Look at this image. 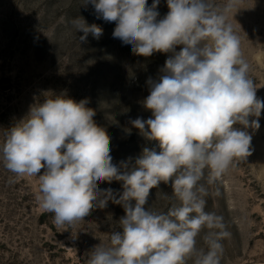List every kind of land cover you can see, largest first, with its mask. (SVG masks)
Segmentation results:
<instances>
[{
    "label": "clouds",
    "instance_id": "obj_1",
    "mask_svg": "<svg viewBox=\"0 0 264 264\" xmlns=\"http://www.w3.org/2000/svg\"><path fill=\"white\" fill-rule=\"evenodd\" d=\"M86 3L98 18L116 23L113 37L133 54L171 53L163 75L148 82L143 106L151 117L130 121L145 139L158 142L159 151L145 147L134 164L129 158L117 166L110 136L93 120L89 101L60 94L31 105L7 130L0 160L15 175L38 179L36 199L56 225L75 224L109 200L123 207L122 231L110 234L108 246H94L85 264H222L231 233L223 215L206 211L208 198L219 195L222 177L252 154L247 129H259L264 109L228 22L242 0H167L161 19L160 0L151 6L148 0ZM70 24L83 33L80 42L90 33L96 40L103 35L82 16ZM113 180L122 182L119 198L99 187ZM161 182H171L172 194L161 192L167 210L145 209L150 190Z\"/></svg>",
    "mask_w": 264,
    "mask_h": 264
},
{
    "label": "rangeland",
    "instance_id": "obj_2",
    "mask_svg": "<svg viewBox=\"0 0 264 264\" xmlns=\"http://www.w3.org/2000/svg\"><path fill=\"white\" fill-rule=\"evenodd\" d=\"M152 3L148 0V6ZM157 11L158 19L167 14V0H160ZM78 16L103 29L99 40L90 33L87 42H80L83 33L70 24ZM228 22L250 65L256 95L264 100V0H242ZM115 27L98 18L86 0H0V143L31 105L66 94L77 102L89 101L86 107L96 112L93 120L110 136L117 166L129 158L134 164L145 147L159 151L158 142L145 139L130 121L151 117L143 106L148 82L163 75L171 53L135 55L130 45L113 37ZM259 123V129H247L252 154L236 162L216 185L219 195L208 198L206 211L223 215L231 233L224 241L222 264H264V109ZM38 183L36 177L10 172L0 160V264H85L94 246H108L110 234L122 231L124 209L111 200L75 224L56 225L54 214L39 206ZM99 187L111 188L117 198L123 191L122 182L115 180ZM161 192L171 195V182L150 190L145 209L167 210Z\"/></svg>",
    "mask_w": 264,
    "mask_h": 264
}]
</instances>
